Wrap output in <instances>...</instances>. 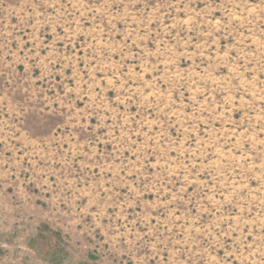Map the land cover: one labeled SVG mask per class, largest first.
Here are the masks:
<instances>
[{"label":"rangeland","instance_id":"1","mask_svg":"<svg viewBox=\"0 0 264 264\" xmlns=\"http://www.w3.org/2000/svg\"><path fill=\"white\" fill-rule=\"evenodd\" d=\"M0 264H264V0H0Z\"/></svg>","mask_w":264,"mask_h":264}]
</instances>
